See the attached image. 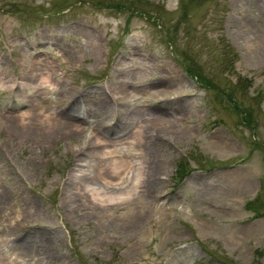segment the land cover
<instances>
[{
    "label": "rangeland",
    "instance_id": "obj_1",
    "mask_svg": "<svg viewBox=\"0 0 264 264\" xmlns=\"http://www.w3.org/2000/svg\"><path fill=\"white\" fill-rule=\"evenodd\" d=\"M0 264H264V0H0Z\"/></svg>",
    "mask_w": 264,
    "mask_h": 264
},
{
    "label": "bare ground",
    "instance_id": "obj_2",
    "mask_svg": "<svg viewBox=\"0 0 264 264\" xmlns=\"http://www.w3.org/2000/svg\"><path fill=\"white\" fill-rule=\"evenodd\" d=\"M157 82H159L158 84H159V86H160V88H157V90H156V92L157 93H159V94H164L166 91H169L175 84H174V81L172 80V79H170V80H165V81H158V80H156ZM45 116H47V115H45ZM140 137V136H139ZM134 140V139H133ZM100 143V142H99ZM152 145V144H151ZM127 166H129V164H128V162H126V161H124L123 159H118V160H115V161H113L112 162V164L110 165V170H111V172H112V175L111 174H109L108 175V177L109 178H107V183H112L113 182V184L114 185H117L118 183H114L115 181H114V179L116 178V177H119V175L121 174V172H123L126 168H127ZM139 170L140 169H138L137 170V172L135 173V176H134V183L132 184V190L130 189L128 192H127V194L126 195H124V196H128V195H130V192L132 193V191H135V189H137V184L139 185V186H141V187H143L144 188V186H143V180H141V175L139 174ZM110 172V173H111ZM224 177V176H223ZM144 191V190H143ZM147 191V190H146ZM141 192V191H140ZM139 192V193H140ZM140 195V194H139ZM124 196H122V197H124ZM92 197L94 198V199H99L100 201H103V195L99 192V191H94V192H92ZM114 198H112V197H110V198H108V200L109 201H112ZM47 243V241L45 240L44 241V244H46ZM12 259V258H11Z\"/></svg>",
    "mask_w": 264,
    "mask_h": 264
},
{
    "label": "trees",
    "instance_id": "obj_3",
    "mask_svg": "<svg viewBox=\"0 0 264 264\" xmlns=\"http://www.w3.org/2000/svg\"><path fill=\"white\" fill-rule=\"evenodd\" d=\"M124 3V2H123ZM132 3V2H131ZM130 4V3H129ZM117 5V7L118 8H120L121 6H123V5H119V4H116ZM192 67L193 68H195L196 69V66L195 65H192ZM192 67H190V66H186V65H184V71L185 72H192L193 70H192ZM191 74V73H190ZM194 78L196 79V81H198L199 83H203V78H202V76H200V75H198V74H195L194 75Z\"/></svg>",
    "mask_w": 264,
    "mask_h": 264
}]
</instances>
